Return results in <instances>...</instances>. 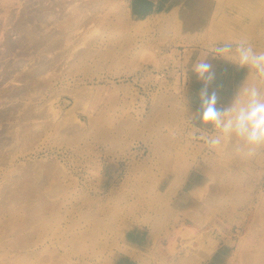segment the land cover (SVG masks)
<instances>
[{"label":"rangeland","instance_id":"rangeland-1","mask_svg":"<svg viewBox=\"0 0 264 264\" xmlns=\"http://www.w3.org/2000/svg\"><path fill=\"white\" fill-rule=\"evenodd\" d=\"M17 1L0 10L39 3ZM102 12L82 28L88 46L56 53L54 79L41 76L30 101L28 83L5 73L51 55L0 47V264H264V147L209 150L189 122L202 87L192 65L206 55L217 73L209 91L222 84L226 104L248 69L211 49L245 40L264 52V0H106ZM7 31L2 43L20 36ZM36 170L40 193L27 201L22 188L35 183L11 181Z\"/></svg>","mask_w":264,"mask_h":264},{"label":"bare ground","instance_id":"bare-ground-1","mask_svg":"<svg viewBox=\"0 0 264 264\" xmlns=\"http://www.w3.org/2000/svg\"><path fill=\"white\" fill-rule=\"evenodd\" d=\"M0 1H2V0H0ZM135 1H136V3L138 2V0H135ZM37 2L40 3L41 0H38ZM44 2L45 1H43L40 5H39V3H38V5L37 4H34L33 2H31L30 4L28 3L30 6L29 7H26L24 9V12L23 13H18V11L17 12L15 11V13L11 12L12 7L15 5L14 3L11 4V5L10 4H5V5H3L4 6L3 9H1L2 12H3V15L1 16V14H0V43H2L1 35L6 30H8L7 31V35H9V34L12 35V36L20 35V36H17L15 38H12V37H8L7 36L5 42H3L2 44H0V47L2 45H4L3 47H5V49H6V52L5 53H12L13 51H16V49L18 48V49H21V50L26 51V52L27 51L28 52L29 51H32V54L33 53H35V54L37 53L38 59L41 56V54L43 52H45V51L48 52V54L51 55V59L52 60L51 59L50 60H47L46 59L47 57H46L45 59H42V60H40L38 62V67L37 68H35V69H30L29 68L27 70L29 72L26 71L24 74H23V71H22L23 69H22L21 72L18 73V75H15V72H17V70H19L18 67H16V68L14 67L12 69L9 68L10 69L9 72H8V70L6 71L5 77H4L5 80L3 82H7L8 81L9 83H14V82H17V81H22V82H27L28 83L27 86H26V88H25V90H26V92H27V94L29 96L28 98H26L27 101H30L31 100V95H32L31 92L35 90L34 84H35L36 81L43 79V82L48 83L47 81H49V80L51 81V79L54 77L55 74L53 72H51L50 75H48L49 74L48 72L50 70H53L52 67H55V64L60 60L59 59V56H55V54L56 53H59V52L60 53L69 52L68 53V57L73 56L74 55L73 52L75 50L82 49V46H86L88 44V43H86V38L87 37H85V35H84L85 32L82 31V28H84L87 24H93L94 26H96L97 24H101V23H103L106 20L105 19V16H106L105 13L102 12V14H103L102 16L101 15L99 16V13H98V12L101 11L102 6L106 3V0H101V2H98V0H78V1L77 0H51V1L47 0L45 3ZM35 5H36L35 12L32 9H29L32 6L35 7ZM188 5H190V9L192 11V9L195 6V4L193 5L192 3H189ZM1 10H0V13H1ZM31 10L33 12H31ZM186 11H188V10H186ZM186 11H185V13H186ZM88 12H91V13H94V14L92 16H89L87 14ZM184 17L186 18V20L188 19V17H187L186 14H184ZM225 19L227 21H230L231 20V17L225 15ZM191 21H192V19L188 23L190 24ZM90 30H92V29H90ZM82 50H79L80 52L77 51V54L78 53H81ZM77 58H79V55H77ZM33 60H34V57L30 59V61H33ZM25 67H24V69H25ZM72 68H71V70H72ZM54 72H55V70H54ZM56 74H58V73H56ZM41 76H43L42 79H40ZM46 79H48V80H46ZM49 84H51V82ZM20 93L23 94L22 92L13 93L11 95V97L17 96ZM11 100H13V99H11ZM74 108H75V106H74ZM13 110L14 111L11 112L10 114H12V113H18L19 112V109H17L16 106L13 108ZM53 112H55V111H53ZM66 115L67 114H65V116ZM33 117H34V113L33 112L27 113V118L32 119ZM0 118H3V116L0 117ZM39 118H40V116H39ZM52 122L53 121H51L50 123H52ZM49 125H51V124H49ZM76 127H78V126H76ZM25 131L26 132H29L30 130L29 131L25 130ZM42 131H43V129H42ZM26 132H24L25 136H27L28 138H31V136L29 137L28 134H26ZM14 134H15V140L17 141L18 138H19V136H20V134L18 133V131H15ZM24 134L22 136H23V138H24L23 140L25 142L26 139H25ZM29 134H30V132H29ZM21 141H22V139H21ZM28 143H30V141H28ZM42 170L43 169L41 168V170H40L41 173H42ZM31 171L24 172V174L21 173V175L19 177L15 178L13 180L11 179L12 180L11 181L12 184H14V183H15L14 185H17L18 184V186H20V189L22 187V185H20L22 183H20V182L23 181V180H26L27 181V180L31 179L33 181V184L35 183V187H32L33 188L32 190L30 188H28V187L22 188L23 190H22L21 193H24L25 194L24 196L22 194L23 198L27 199V198L30 197L29 200L32 199L31 198L32 191H33V195H34V191L35 190H36L35 194H37L39 192L38 191V188L41 187V186L37 187L38 185H36V184L37 183L40 184V182L43 181L42 180L43 179V176H42L43 174L40 175L39 174L40 172L38 171V173H37V170H36V173L35 172H31ZM18 172H21V171H18ZM29 172H30V174H29ZM48 172H49V170H48ZM43 173L45 174L44 171H43ZM46 177H47V175H46ZM44 180L46 181V179H44ZM29 182L31 184V181L30 180H29ZM29 182H27V183H29ZM23 186H24V183H23ZM25 186H26V183H25ZM44 186H46V185H44ZM44 186H43V188H44ZM18 188H14L15 190L12 189V188L11 189H8L7 190L9 192L8 195L10 194V195H14L15 196L16 194H18V192H19L18 191ZM39 189H41V188H39ZM53 189H54V187H53ZM47 196L48 195H46L45 197H47ZM15 197H16L15 198L16 201L13 200V202H17V199L19 198V196H15ZM36 197H37V199L39 198V196H36ZM10 198H11V196H10ZM41 199H39V201ZM43 199H44V197H43ZM21 201H20V203L23 202V201L22 202ZM27 201H28V199H27ZM42 201L39 202L38 204H41ZM44 201L47 202L46 199H44ZM20 203L18 201L17 204H20ZM34 203H36V202H34ZM24 204H26V207H28L30 203L28 204L25 201ZM24 204L22 203V205H24ZM27 204H28V206H27ZM41 205L40 206L38 205L37 208L38 207H42ZM30 207H32V206L30 205ZM13 208H14V206H13ZM41 209H42V211H39L40 213L43 212V207ZM28 210H30V209H28ZM31 211L34 212V210H31ZM36 211L38 213V209ZM1 213L2 212H0V214ZM32 215H35V212ZM30 217L32 219V216H30ZM0 228H2V227H0ZM181 234L185 238H189L192 235H194L193 232L190 231V229L187 230V229H184V228L182 229ZM190 244H192V243H190ZM181 246H186V242L184 241Z\"/></svg>","mask_w":264,"mask_h":264},{"label":"clouds","instance_id":"clouds-1","mask_svg":"<svg viewBox=\"0 0 264 264\" xmlns=\"http://www.w3.org/2000/svg\"><path fill=\"white\" fill-rule=\"evenodd\" d=\"M211 52L213 58H222L231 62L237 69H248L247 78L237 86L226 104H220V91L223 87L213 88L217 79L212 62L206 55L192 65L202 87L199 90V105L193 117L191 136L202 141L209 150H215L233 143L237 151L252 154L264 147V52L257 51L245 40L215 44ZM198 118L199 127L193 119ZM211 126V131L206 130Z\"/></svg>","mask_w":264,"mask_h":264}]
</instances>
